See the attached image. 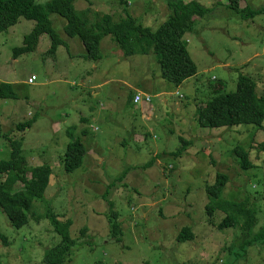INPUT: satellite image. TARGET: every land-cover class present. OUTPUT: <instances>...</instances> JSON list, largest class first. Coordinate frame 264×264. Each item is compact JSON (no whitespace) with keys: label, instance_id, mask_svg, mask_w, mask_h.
Masks as SVG:
<instances>
[{"label":"rangeland","instance_id":"rangeland-1","mask_svg":"<svg viewBox=\"0 0 264 264\" xmlns=\"http://www.w3.org/2000/svg\"><path fill=\"white\" fill-rule=\"evenodd\" d=\"M178 1L77 0L75 6L79 12L92 8L95 14L111 15L115 23L129 15L156 30L168 20L169 4ZM183 1H198L210 12L195 19L185 38L198 75L181 88L161 79L155 54L126 58L113 37L103 41L104 59L91 62L83 59L79 37L71 52L62 48L49 55L48 35L34 53L15 59L14 50L24 46L35 26L24 18L0 34V85H12L16 95L0 100L2 131L7 138H24L29 167L53 171L26 226L16 229L0 211L1 232L9 242L7 248L0 243L2 264H44L46 252L60 242L46 217L49 209L61 221H73L77 246L66 264H264V243L246 245L264 230V124L211 129L198 123L199 109L218 92H235L241 76L251 78L257 96L264 97V14L243 17L226 0ZM240 6L259 11L264 0H242ZM51 20L60 38L68 40L65 20L59 15ZM33 77L37 82L29 85ZM85 78L87 88H82ZM103 84V90L95 89ZM134 90L150 96L151 105H132ZM34 118L32 128L18 131L20 123ZM68 129L88 151L83 167L73 173L62 168L72 140ZM236 148L249 154L247 171L240 168ZM10 157L8 140H0V161ZM222 173L229 178L223 199H248L256 211V226L247 233L241 225L219 229L225 214L210 218L206 212V187ZM113 212L122 224V243L112 237ZM186 227L192 228L194 240L182 244L179 235Z\"/></svg>","mask_w":264,"mask_h":264},{"label":"trees","instance_id":"trees-1","mask_svg":"<svg viewBox=\"0 0 264 264\" xmlns=\"http://www.w3.org/2000/svg\"><path fill=\"white\" fill-rule=\"evenodd\" d=\"M77 0H50L39 4L36 0H0V34L16 26L21 18L33 21L35 26L30 34L24 38V46L14 50V57L19 58L34 53L43 35H48L52 41L49 55L55 56L60 46L67 50L65 42L55 31L52 15H59L65 20L63 32L68 38L79 37L85 45L86 61L100 62L104 59L102 42L107 37H113L126 58L137 55L148 56L155 54L160 66L161 79L176 86L183 87L188 81L198 75V68L190 57L189 43L186 36L194 30L195 19L205 17L210 11L198 1L186 3L178 1L169 4L171 14L156 30L138 24L131 16L124 21L115 23L111 15L95 14L92 8L79 12L75 6ZM229 8L241 13L243 17H253L264 14L259 11L242 9V0H226ZM257 85L251 78L241 76L237 89L229 94H218L198 111V123L203 128L220 129L232 128L240 125H251L262 128L264 124V97L257 96ZM13 86L0 85V100H15ZM134 96L130 97L133 105ZM36 118L20 123L18 131L25 132L32 128ZM0 124V140L7 139L11 149L10 161H0V211L4 212L16 229H21L29 223V211L36 199H43L53 174L49 166L29 167L23 156L24 138H7ZM87 133V132H86ZM71 143L66 147L62 168L65 173H73L83 167L88 155L82 140L74 138L71 131H67ZM183 150L179 152L181 157ZM240 160V168L247 171L252 167L249 154L240 148L234 150ZM154 164L152 161L148 166ZM31 178L28 179V175ZM120 180V179H118ZM229 178L226 174H218L214 184L207 185L206 194L208 204L206 212L213 218L217 212L225 214L218 228L241 225L244 232L251 231L256 226V211L247 199L242 202H232L223 199V190ZM0 212V213H1ZM46 217L60 238L58 245L48 250L44 257V264H66L76 249L77 242L71 237L73 221H61L49 209ZM112 237L122 243L123 230L119 222V214L109 215ZM242 221V222H241ZM83 232L86 237L87 229ZM194 240L192 228L186 227L179 235V242L184 244ZM0 243L7 248L8 239L1 232ZM264 243V230L254 235L253 240L246 245ZM245 249V247H244ZM245 251V250H243ZM238 255V254H236ZM240 256H243L239 254ZM0 264L2 257L0 255Z\"/></svg>","mask_w":264,"mask_h":264},{"label":"crops","instance_id":"crops-1","mask_svg":"<svg viewBox=\"0 0 264 264\" xmlns=\"http://www.w3.org/2000/svg\"><path fill=\"white\" fill-rule=\"evenodd\" d=\"M107 38H109V37H107ZM41 39V38H40ZM76 38H69L68 40H62L63 42H65V44H66V46H67V50H66V48H64V46H60V48L58 49V51H57V53H56V55H58V52H59V50L60 49H62V48H64L65 50H66V52L68 53V52H71V50H73V42H74V40H75ZM106 40V38L103 40V41H105ZM109 41V40H108ZM107 41V42H108ZM40 42V41H39ZM106 42V43H107ZM111 42H113V41H111ZM110 42V46H114V43H111ZM82 44L84 45V43L82 42ZM102 44H103V42H102ZM39 45V44H38ZM105 46H107V48H108V43H107V45L105 44ZM83 49V53H81V54H83L84 56H83V59H84V57L86 56V54H87V51H86V48H85V45H84V48H82ZM102 49H103V46H102ZM82 52V51H81ZM103 53V52H102ZM55 55V56H56ZM69 60H71V57H69ZM72 61V60H71ZM72 63H75L74 61H72ZM99 70H100V67H97L96 68V73H97V71L99 72ZM97 75V74H96ZM95 75V76H96ZM62 82H67V80H66V78H64V81H62ZM83 85H80V87H82V88H87V84H88V79L87 78H85L84 80H83ZM67 84V83H66ZM77 85H75V87H76ZM127 86H128V88H131V86H129L128 84H127ZM103 87H104V84L103 85H96V87H95V89L97 90V91H100V90H103ZM136 93H144V91H140V90H134V91H132V93H131V96H134ZM62 95H64V97H65V93L63 92V94ZM97 96H100V94H97ZM146 107H147V105H145ZM37 122V121H36ZM35 122V123H36ZM82 124L83 123H86L87 122V118H84V119H82ZM73 129H77L78 130V128H73ZM69 130V129H68ZM81 132L83 133V134H85L87 131H86V128H82L81 129Z\"/></svg>","mask_w":264,"mask_h":264},{"label":"built area","instance_id":"built-area-1","mask_svg":"<svg viewBox=\"0 0 264 264\" xmlns=\"http://www.w3.org/2000/svg\"><path fill=\"white\" fill-rule=\"evenodd\" d=\"M37 82L36 78H32L31 80H29L28 84L29 85H35V83ZM179 96V95H178ZM152 103V98L150 96L144 95L142 93H137L134 96V100H133V105L139 106V105H151Z\"/></svg>","mask_w":264,"mask_h":264}]
</instances>
